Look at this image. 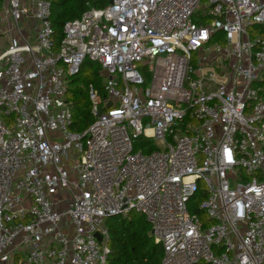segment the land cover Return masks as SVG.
<instances>
[{
	"label": "built area",
	"instance_id": "built-area-1",
	"mask_svg": "<svg viewBox=\"0 0 264 264\" xmlns=\"http://www.w3.org/2000/svg\"><path fill=\"white\" fill-rule=\"evenodd\" d=\"M51 16L0 0V264H108L132 212L162 264H264V0H112L58 46Z\"/></svg>",
	"mask_w": 264,
	"mask_h": 264
},
{
	"label": "trees",
	"instance_id": "trees-1",
	"mask_svg": "<svg viewBox=\"0 0 264 264\" xmlns=\"http://www.w3.org/2000/svg\"><path fill=\"white\" fill-rule=\"evenodd\" d=\"M52 2V26L54 29V40L56 45L64 36L63 26L66 21L80 18L85 12L91 9L104 8L110 0H51ZM87 64L93 66L95 63L86 60ZM81 68L79 74L84 70ZM74 77L69 86L75 108L74 130L84 131L94 121L90 113V101L88 99V88L91 83L102 88L100 66L94 67L91 74L87 75L82 84L72 86ZM102 91V89H101ZM140 143L143 139H139ZM151 144V149H154ZM204 218L202 212L200 213ZM109 246L111 253L108 257V264H162L163 248L155 243L150 235L151 226L141 215L130 214L128 217H113L108 219Z\"/></svg>",
	"mask_w": 264,
	"mask_h": 264
},
{
	"label": "rangeland",
	"instance_id": "rangeland-1",
	"mask_svg": "<svg viewBox=\"0 0 264 264\" xmlns=\"http://www.w3.org/2000/svg\"><path fill=\"white\" fill-rule=\"evenodd\" d=\"M6 38V37H5ZM7 39V38H6ZM222 42V41H221ZM194 55V59H193V65H196V63H197V57H196V55L195 54H193ZM98 66V64H94L93 66H90L89 64H87V63H85V66H84V70L79 74V76H78V79H76V80H73V82H72V86L74 87V86H78V85H80V84H82V80L87 76V75H89V74H91V72H92V70L94 69V67L96 68ZM99 67V66H98ZM150 67H147V69H145V74H146V76H147V83H150V81H151V78H152V74H151V72H150ZM105 80V77H101V81L103 82ZM201 200H202V197L200 196V193H198L197 195H196V197H194V199H193V201H192V204L194 205V204H199L200 202H201ZM132 215H135V212H132L131 213ZM206 216L204 215V218H205ZM110 219V218H109ZM108 221V220H107Z\"/></svg>",
	"mask_w": 264,
	"mask_h": 264
},
{
	"label": "water",
	"instance_id": "water-1",
	"mask_svg": "<svg viewBox=\"0 0 264 264\" xmlns=\"http://www.w3.org/2000/svg\"><path fill=\"white\" fill-rule=\"evenodd\" d=\"M110 3H112V0H110ZM100 113H101V112H99V115H100ZM97 237H98V239H99L100 241L102 240V236H101V235L97 234Z\"/></svg>",
	"mask_w": 264,
	"mask_h": 264
}]
</instances>
